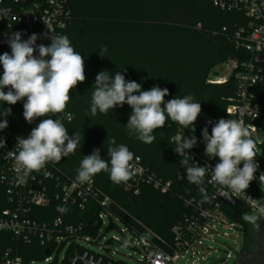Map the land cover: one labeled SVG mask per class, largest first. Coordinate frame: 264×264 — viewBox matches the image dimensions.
I'll list each match as a JSON object with an SVG mask.
<instances>
[{"label":"trees","instance_id":"obj_1","mask_svg":"<svg viewBox=\"0 0 264 264\" xmlns=\"http://www.w3.org/2000/svg\"><path fill=\"white\" fill-rule=\"evenodd\" d=\"M69 8L71 24L60 35L67 36L75 51L83 55L86 80L71 91L65 110L74 116L66 128L70 135L80 133V144L58 165L63 173L77 178L84 156L99 149L101 158L110 160L107 148L124 144L152 173L173 182L172 194L162 195L144 187L139 195H134L114 183L107 171L91 178L112 200L117 217L161 247L172 240L173 229L189 214L183 196L190 182L186 168L180 164V155L174 151V138L184 128L168 120L164 127L154 131L155 140L146 144L126 126L132 112L129 105L117 106L107 114L98 111L92 115L96 75L107 71L114 77L120 72L127 81L140 83L142 90L154 86L167 88L169 95L165 101L192 96L201 104L202 112L194 127L202 132V114L217 121L229 119L227 108L238 97L235 75L220 85L210 84L208 79L217 66L231 60L249 59L250 55L237 49L233 39L239 29H248L250 20L244 12L217 9L212 0H69ZM256 93L264 107V87L258 88ZM23 103V100L15 105L0 102V115L2 109L11 108V113L0 119L7 120L13 129H19L26 123ZM113 140L115 145L111 144ZM250 187H253L248 189L250 193L260 199V190ZM227 211L231 220L242 226L244 244L248 246L252 243L249 222L242 215L251 213L244 206ZM257 222L264 231V221L258 218ZM0 247L17 248L25 264L46 257L45 249L39 244L17 245L4 235H0ZM253 255L255 262L258 253Z\"/></svg>","mask_w":264,"mask_h":264},{"label":"built area","instance_id":"obj_2","mask_svg":"<svg viewBox=\"0 0 264 264\" xmlns=\"http://www.w3.org/2000/svg\"><path fill=\"white\" fill-rule=\"evenodd\" d=\"M212 1L217 9L244 12L250 20L248 29H239L233 39L236 48L246 51L250 55L249 59L231 60L217 66L208 83L224 84L235 75L238 97L227 108V115L229 119L243 122L256 145L264 140L260 134L264 131V107L257 100L256 93L258 88L264 87V65L258 63V59L264 56V0ZM71 21L69 0H44L42 3L0 0V55L11 53L8 40L19 32L22 40H27L34 33L38 36L35 53L38 56V46L50 45L48 37L53 33L60 35ZM224 68L228 74L221 76ZM2 74L3 67L0 65ZM68 113L49 114L47 118L62 119L65 127H68L74 120L71 113L72 119L69 121L66 118ZM40 119L31 124L26 122L17 130L8 124L7 128L0 131V139L5 141V146L0 145V235L12 238L17 245L39 244L43 247L45 259L31 264H130L117 258L120 252L116 246L135 251L138 256L136 264H230L234 253L227 252L224 255L214 247L220 245L218 238L231 240L227 233L220 231V227L240 233L243 239L244 230L231 220L227 210L244 206L264 221V215L258 212V208L264 206V187L261 189L258 186V183L262 184L260 176L255 173L256 179L248 188H253L250 187L252 185L260 190V199L248 189L243 194H236L230 189L209 183L211 168L215 167L219 158L205 155L202 132H198L196 127L193 130L184 128L175 138L182 135L195 136L197 139V144L188 150L189 154L186 150L189 164L209 168L202 185L190 183L186 189L183 202L189 214L173 229L172 240L165 242V248H161L116 216L112 200L101 191L95 180L82 183L63 173L58 162L47 163L40 171H33L23 182L18 180L14 159L7 153L15 150L17 137L27 138ZM203 119L200 118L202 130L204 127L208 130L213 127L208 119L204 124ZM255 151L257 155L256 147ZM135 157L139 158L136 161V175L126 182L118 183L125 191L139 195L144 187H150L162 195L174 192L173 182L159 178L139 156ZM200 187L205 188L204 194L200 192ZM61 208L64 211L58 210ZM118 223L123 225V229L118 227ZM112 231H119L125 241L108 238L107 234ZM235 253V264H238L243 251ZM218 254L221 255L216 260ZM128 258L133 259L132 256ZM0 264L25 263L17 248L0 247Z\"/></svg>","mask_w":264,"mask_h":264},{"label":"clouds","instance_id":"obj_3","mask_svg":"<svg viewBox=\"0 0 264 264\" xmlns=\"http://www.w3.org/2000/svg\"><path fill=\"white\" fill-rule=\"evenodd\" d=\"M48 38L50 45H39L37 56L38 36L34 33L27 40H22L21 33L16 32L8 40L11 53L0 55V65L3 67L0 102L15 105L23 100V116L29 124L42 118L27 138L17 137L15 150L7 153L14 159L20 182L33 171L43 169L47 163L59 162L74 153L80 144L79 132L70 135L62 119L47 117L49 114L65 113L71 91L86 80L85 59L75 51L67 36L53 33ZM5 88H8L7 92L3 90ZM92 89L91 114L96 115L98 111L107 114L117 106L129 105L132 112L126 126L130 133L146 144L155 140L154 131L164 127L168 120L185 129L194 128L202 112L201 104L190 95L165 101L169 95L167 88L154 86L150 90H142L140 83L127 81L120 72L113 77L109 72L101 71L96 75ZM10 113L11 108L2 109L0 117ZM66 118L70 121L71 114L68 113ZM7 127V120L0 119V131ZM202 136L205 155L219 158V162L211 168L209 183L236 194L246 192L256 179L255 173L259 167L255 159V141L249 129L242 121L221 118L211 128V134L204 127ZM175 143L174 151L180 155V164L186 168L187 180L202 185L209 167L195 163L190 165L186 155V150L189 154L188 150L197 144L196 137L178 135ZM111 144L115 145V140ZM0 145L5 146L3 139H0ZM107 152L110 160L102 159L99 149L84 156L77 170V180L87 182L101 171L109 172L114 183L126 182L136 175V161L139 158L126 145L109 146ZM259 179L264 182V173ZM199 190L202 194L206 191L204 187ZM225 196L230 199L227 193ZM58 210L64 211L62 208ZM258 212L264 215V206L259 207ZM242 218L258 227L257 215L244 213Z\"/></svg>","mask_w":264,"mask_h":264},{"label":"rangeland","instance_id":"obj_4","mask_svg":"<svg viewBox=\"0 0 264 264\" xmlns=\"http://www.w3.org/2000/svg\"><path fill=\"white\" fill-rule=\"evenodd\" d=\"M228 72L224 68L223 71L220 73L221 76H226ZM201 118H206L208 121L214 126L217 120L212 118L208 114H202ZM189 129L193 130L192 127ZM209 134H211V128L208 130ZM262 137L264 138V131H261L260 133ZM256 150H257V156H256V162L259 165L256 174L261 175V173H264V140L256 143ZM263 166H261V165ZM258 186L263 189V186L261 183H258ZM258 224V222H257ZM118 227L123 229V225L118 223ZM105 231V230H104ZM220 231L224 234L227 233L228 237L231 238V240L218 238L217 241L220 242V245H214V247L218 250H221L223 254L225 255L227 252H233L234 253V259L230 262V264H235L237 261V254L235 252H238L239 254L243 251V264H253L255 258L253 253H258V260H262L264 262V231L260 228L259 224L258 227L254 226L253 224L249 223V237L250 242L248 246H245L243 236L240 233H234L233 231L229 230L228 228L220 227ZM108 238L115 237L119 238L122 241H125V238L121 235L119 231H112L107 234ZM157 244V243H156ZM159 245V244H157ZM160 246V245H159ZM245 246V247H244ZM257 246V248H255ZM117 250H119L120 255H118V259H123L130 264H136V260L138 259V256L136 255L135 251L132 249L124 248L121 249L119 246L115 247ZM161 248H165V245H161ZM260 253V255H259ZM222 254V255H223ZM221 254L216 255V260H218V257ZM128 256H132L133 259L128 258ZM242 257V256H241ZM253 257V258H252ZM260 257V258H259ZM257 261V259H256ZM239 263V264H241ZM211 264H222L220 262H212Z\"/></svg>","mask_w":264,"mask_h":264},{"label":"water","instance_id":"obj_5","mask_svg":"<svg viewBox=\"0 0 264 264\" xmlns=\"http://www.w3.org/2000/svg\"><path fill=\"white\" fill-rule=\"evenodd\" d=\"M258 63L264 65V56H262V57H260V58L258 59ZM206 122H207V119L204 118V119H203V123L206 124ZM257 138H258L259 140H261V137L258 136ZM262 185H263V187H264V182H262ZM46 254H49V251H46Z\"/></svg>","mask_w":264,"mask_h":264},{"label":"flooded vegetation","instance_id":"obj_6","mask_svg":"<svg viewBox=\"0 0 264 264\" xmlns=\"http://www.w3.org/2000/svg\"><path fill=\"white\" fill-rule=\"evenodd\" d=\"M243 257H244V255L242 254V257H241V258L243 259ZM242 259L239 260V263L242 262ZM239 263H238V264H239ZM241 264H243V263H241ZM253 264H264V262H262L261 259H260V261L257 259V261L253 262Z\"/></svg>","mask_w":264,"mask_h":264}]
</instances>
